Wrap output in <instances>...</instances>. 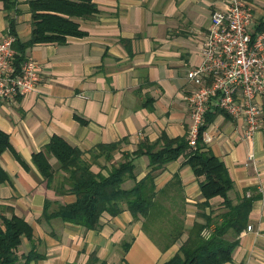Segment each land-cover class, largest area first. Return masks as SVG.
Instances as JSON below:
<instances>
[{"label":"crops","instance_id":"obj_1","mask_svg":"<svg viewBox=\"0 0 264 264\" xmlns=\"http://www.w3.org/2000/svg\"><path fill=\"white\" fill-rule=\"evenodd\" d=\"M28 1L0 0V34L13 33L21 42L30 38ZM248 1L256 20H264V0ZM92 2L97 8L93 16L74 18L84 35L25 49L24 56L37 65L36 90L0 103V129L26 164L22 166L10 150L0 155V166L8 175L0 182V218L15 215L32 228L31 237H22L17 247V264H85L90 255L97 258L93 264H161L187 237L184 230L162 249L142 229L143 219H134L124 203L118 215H104L96 230L43 216L46 201L49 213L75 201L54 156H48L54 171L48 182L32 162V155L52 136L79 148L92 172L107 175L141 142L152 143L162 133L169 138L186 135L191 88L186 72L201 63L211 13L224 4V0ZM205 116H210L203 131L208 140L202 142L228 170L233 181L228 197L236 203L256 196L248 215L250 230L240 232L231 260L224 264H264V129L246 135L242 119L214 107ZM109 143L119 144L111 159L90 153L98 144ZM131 159L139 181L150 170L148 157ZM183 162L180 156L156 170L154 199L161 206L180 205L183 226L189 229L201 221L197 213L216 215L223 208L219 196L205 209L198 207L204 200L199 182ZM175 176L179 184L172 185ZM135 180L126 177L122 189H130Z\"/></svg>","mask_w":264,"mask_h":264},{"label":"trees","instance_id":"obj_2","mask_svg":"<svg viewBox=\"0 0 264 264\" xmlns=\"http://www.w3.org/2000/svg\"><path fill=\"white\" fill-rule=\"evenodd\" d=\"M28 4L32 17L31 36L27 41L15 39L13 43V48L19 55L14 60L16 68L25 57V49L36 43H64L67 36L84 35L74 18L87 19L97 12L92 0H30ZM5 7L7 9L8 2ZM12 27L10 22V28ZM209 117L205 116V123L209 121ZM205 123L200 127V134L205 129ZM118 145L98 144L90 153H96L97 157L102 155L109 160ZM5 150H10L14 158L26 167L24 161L12 149L8 135L0 129V155ZM49 155L55 157L58 170L65 173L63 179L69 187L67 192L75 195V201L59 206L51 213L48 212L49 204L46 201L44 218L56 217L87 230H96L100 228L104 215H118L122 212L124 203L134 219H143L142 229L162 249L177 241L184 230L187 231V237L178 252L161 264H224L230 261L231 254L238 244V236L247 226L251 204L256 198L249 196L236 203L231 201L228 192L233 187V181L228 170L224 163L205 147L200 135L195 148L189 147L186 135L169 138L162 133L152 143L143 141L132 156L125 154L122 161L108 170L107 175L92 172L91 163L83 159L79 148L54 135L42 151L32 155L33 164L47 182L53 178L54 172L48 161ZM138 155L148 157L150 170L142 179L136 181L131 157ZM180 156L184 157L183 164L190 166L198 179L200 193L204 199L198 207L205 209L210 199L216 196L222 198V212L216 215H212V212L197 213L201 221L193 222L189 229L183 226V209L180 205L161 206L157 205L154 199L156 170ZM126 177L135 180L134 185L127 190L121 187ZM6 180L8 175L0 166V182ZM175 183H178L177 176L172 185ZM164 192L165 189L162 193ZM31 235V226L22 218L15 215L9 218L1 217L0 264H17L20 256L16 251L21 238H29ZM96 261L97 258L90 255L85 264H93Z\"/></svg>","mask_w":264,"mask_h":264},{"label":"built area","instance_id":"obj_3","mask_svg":"<svg viewBox=\"0 0 264 264\" xmlns=\"http://www.w3.org/2000/svg\"><path fill=\"white\" fill-rule=\"evenodd\" d=\"M248 0H224L214 9L201 48L202 61L186 72L190 124L186 138L195 148L205 115L212 108L242 119L245 134L264 129V20L257 21ZM11 33L0 34V103L33 93L39 82L36 62L24 57L18 68ZM246 230H250L247 226Z\"/></svg>","mask_w":264,"mask_h":264},{"label":"rangeland","instance_id":"obj_4","mask_svg":"<svg viewBox=\"0 0 264 264\" xmlns=\"http://www.w3.org/2000/svg\"><path fill=\"white\" fill-rule=\"evenodd\" d=\"M247 227V226H246ZM150 230H151V228H150ZM245 230H246V228H245Z\"/></svg>","mask_w":264,"mask_h":264}]
</instances>
